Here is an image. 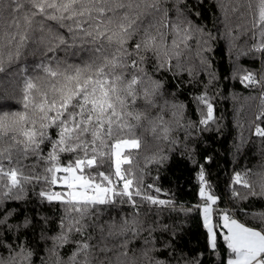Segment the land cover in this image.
I'll use <instances>...</instances> for the list:
<instances>
[{"label": "snow or ice", "instance_id": "6c2138e0", "mask_svg": "<svg viewBox=\"0 0 264 264\" xmlns=\"http://www.w3.org/2000/svg\"><path fill=\"white\" fill-rule=\"evenodd\" d=\"M202 3L203 0H196L190 6L187 0H172L171 4L168 0H0V11H10L12 23L18 30L5 32L0 37L3 41L0 43V73L22 81L25 109L24 112L0 111V141L8 129L28 120L30 104L39 111L41 121L39 128L33 120L32 127L23 130L25 140L22 146L13 141L6 148L0 147V264H33L35 255L18 235L21 229L34 227L33 218L25 216L22 221L13 223L19 210L9 208L7 204L25 200L29 185L34 190L39 184L54 186L57 183L65 185L67 191H50L42 187L35 193L41 204L58 203L62 208V215L56 223L57 231L51 235L47 232L50 218L39 214L36 217L45 229L40 239L46 244L50 242V247L45 248L46 257L40 258L41 264H137L136 258L128 254L129 236L135 238L145 229L140 218V204L135 198L177 211L172 201L143 193L139 182L130 178L135 176L130 167L122 170V165H131L130 155L124 150L141 147V140L135 132L141 127L144 114L133 111L138 100L143 98L145 104L155 106L156 96L162 95L160 89L163 85L148 77L142 65L147 63V53L151 52L157 61L156 70L166 67V61L161 62V56H169L163 29L177 35L186 34L193 27L191 17L200 15L193 9ZM170 11L174 12L175 19L169 17ZM38 17L41 18L38 29H34ZM21 19L22 32L19 31ZM48 21L57 25V32L48 28L51 40L42 53L44 59L30 64L23 53L30 32L38 30L41 33L39 42L44 44L45 22ZM253 28H259L261 37H264V0H258ZM196 30L203 33V28L197 27ZM141 34L139 41L134 39ZM208 35L211 39V34ZM172 44L178 47L175 39ZM61 51L63 60L57 55ZM254 51L264 52V41L256 45ZM69 56L78 57L81 63H68ZM168 70L171 71L170 66ZM34 72H42L53 81H62L59 87L56 83L51 84V98L48 92L38 89L31 74ZM240 80L241 83L247 82L248 87L259 84L264 88V76L258 80L252 72H246ZM144 84H151V88L143 87L141 97L139 89ZM34 91L39 94V103L35 102ZM7 99L0 93V107ZM196 99L207 108L206 116L200 120V124L206 125L213 119V106L206 93ZM172 108L179 110L183 105L173 104ZM257 119L264 121V111ZM50 129L56 130V139L49 134ZM156 131L157 126L153 125L152 132L155 134ZM162 132L163 138L168 139L170 129L164 127ZM255 135L264 137V127L260 124L255 125ZM45 143L50 145L47 157L41 154ZM14 148L24 159L32 155L38 162L44 161L48 165L44 174L35 172L36 165L29 174L25 173L24 167L13 166V163L20 164L19 159L13 162ZM61 154H72L76 158L61 165ZM166 159L152 157L157 163ZM207 159L210 162L211 158ZM106 162L109 166L107 173L97 171L94 176L84 175L85 169H98ZM6 163L8 167H5ZM61 171L64 175L58 177L57 173ZM246 176L237 172L232 177L231 199L237 202L250 198L264 201V176L260 177L257 186L249 183ZM198 177L200 195L206 197L203 210L208 246L215 250L217 241L208 225L210 209L207 202L214 204L218 197L205 191L207 182L203 166ZM235 185L246 191L242 193ZM123 204L135 209L130 218L121 215L119 220L110 217L101 221L103 209ZM238 210L257 221L260 227H248L225 211L223 220L227 233L223 239L229 255L221 264H264V211ZM168 229V225L162 228L163 231ZM155 230L149 227V236ZM172 235H176L175 231ZM144 243L154 244V241L146 239ZM169 247V243L164 245V248ZM65 248L71 249L66 259L61 255V249ZM149 251L159 249H146L143 255L148 257ZM149 264H171V261L152 259ZM177 264H180L179 260ZM183 264H193V261L183 259Z\"/></svg>", "mask_w": 264, "mask_h": 264}, {"label": "trees", "instance_id": "16d2710c", "mask_svg": "<svg viewBox=\"0 0 264 264\" xmlns=\"http://www.w3.org/2000/svg\"><path fill=\"white\" fill-rule=\"evenodd\" d=\"M168 3L171 4L172 0H168ZM187 3L191 6L196 0H187ZM257 5L258 0H203L200 6L193 9L200 15L191 17L193 27L186 34L177 35L169 29H163L169 53L168 58L161 56V62L166 61L164 69L157 71L155 55L147 53V63L142 66L145 67L148 77L163 85L160 89L162 95L156 96L155 106L145 104L143 98L138 100L133 111L144 114L140 122L141 127L135 132L141 140V147L124 150L130 155L131 165H122V170L130 167L135 173V176L130 178L139 182L143 193L172 201L177 211H172L167 206L150 205L140 197L135 198L140 204V218L144 221L145 229L135 238L129 236L131 242L128 254L136 258L137 264H149L152 259L168 260L171 264H177L178 260L183 264V259L192 260L193 264H196V261H199V264H221L229 255L223 239L226 233L221 225L225 211L248 226L260 227L257 221L238 209L243 208L249 213L264 211V201L250 198L237 202L232 200L230 195V189L233 187L232 177L235 173L247 174L246 178L254 186H257L260 177L264 176V137L255 135L256 124L264 127V121L257 119L259 113L264 111L262 103L264 88L259 84L248 87L247 82L241 83L240 80L246 72H252L258 80L264 76V52L254 51V47L264 41L260 29L253 28ZM169 17L175 19L174 12L170 11ZM40 19L38 17L37 22H34V29H38ZM12 21L10 11H0V37L5 32L18 31ZM20 22L19 31L22 32L24 31L22 19ZM49 27L54 33L57 32V25L54 22H45L44 44L39 42L41 33L38 30L30 32L27 47L23 49L28 63H39L44 59L42 53L51 40V36L47 34ZM197 27L203 28V33L197 31ZM141 36L142 34L134 39L139 41ZM173 39L176 40L178 47L173 46ZM0 43L3 41L0 40ZM51 55L50 53L49 56ZM57 55L64 59L62 51ZM67 62L81 63L78 57L71 56L67 58ZM169 66L171 71L168 70ZM31 74L38 89L48 92L49 98L51 84L56 83L59 87L62 83L51 80L42 72ZM22 86L19 78H11L7 73H0V93L8 98L4 101V106L0 107V111H25L22 103ZM143 87L151 88V84L140 86L141 97ZM205 93L213 106V119L202 125L200 120L206 116L207 108L196 98ZM33 95L36 97L35 102L39 103V94L34 91ZM173 104H182L183 108L174 109ZM173 112H176V115H173ZM27 116L28 120L25 123L5 132L0 147L6 148L13 141L22 146L25 140L22 132L32 127L33 120L39 128L40 113L31 104ZM153 125L157 126L155 134L152 132ZM164 127L170 129L168 139L163 138ZM49 134L53 139L57 138L55 129H50ZM49 150L50 145L45 143L41 154L47 157ZM12 156L13 162L20 160L19 165L13 163V166L24 167L26 174L32 173V166L36 165L35 172L43 175L44 168L48 166L44 161L38 162L32 155L24 159L15 148ZM162 156L167 159L161 163L152 160V157ZM209 157L210 162L207 159ZM75 158L76 156L72 154H61L60 164L66 165ZM8 166L6 163L5 167ZM201 166L204 168L207 182L204 185L206 193L218 197L214 204L207 202L210 219L214 221L216 227L215 250L208 246V232L204 226L202 207L206 206V197L200 195L201 181L198 177ZM112 170L114 171V168ZM97 171L107 173L108 163L98 169H85L84 175L94 176ZM63 175L62 171L57 173L58 177ZM149 185L152 187H148ZM42 187L50 191H67L62 183L54 186L39 184L34 190L33 186L29 185L25 200L7 204V207L19 210L13 223L22 221L25 216L33 218L34 227L21 229L18 233L19 240L24 241L27 247L35 252L33 264H41L40 258L47 255L45 248L50 247V242L46 244L40 239V234L45 229L36 219L37 215L50 218L47 227L49 235L57 231L56 223L62 215L60 204L39 202V197L35 193ZM235 187L242 193L246 191L240 185ZM157 188L160 189L159 192L156 191ZM181 208L184 210L181 211ZM134 211L135 209L128 204L108 207L103 209L100 219L104 221L115 217L119 220L121 215L130 218ZM164 225L169 226L168 231L162 230ZM149 227L156 229L151 236L147 231ZM173 231L176 233L174 237ZM146 239L154 241V244L146 245L144 243ZM166 243L171 244V247L164 248ZM153 247L159 251H149L148 257H145L144 250ZM70 250L61 249V255L66 259ZM169 253L173 255L169 256Z\"/></svg>", "mask_w": 264, "mask_h": 264}, {"label": "rangeland", "instance_id": "374dc122", "mask_svg": "<svg viewBox=\"0 0 264 264\" xmlns=\"http://www.w3.org/2000/svg\"><path fill=\"white\" fill-rule=\"evenodd\" d=\"M209 207V206H208ZM230 216V215H229ZM230 217H232V218H234V219H236L238 222H240V223H242L239 219H237L236 217H234V216H230ZM224 220H223V217H222V219H221V225L223 226V229L225 230V233H227V229L224 227ZM244 224V223H243ZM208 225H209V227H211L212 229H213V232L215 233V236H216V227H215V223H214V221L213 220H211V219H208ZM246 225V224H245ZM246 226H248V225H246ZM248 227H251V226H248ZM207 229V228H206Z\"/></svg>", "mask_w": 264, "mask_h": 264}, {"label": "built area", "instance_id": "2783aa9c", "mask_svg": "<svg viewBox=\"0 0 264 264\" xmlns=\"http://www.w3.org/2000/svg\"><path fill=\"white\" fill-rule=\"evenodd\" d=\"M204 207H202V212H203V214H204V216H205V213H204ZM208 219H210V213H208Z\"/></svg>", "mask_w": 264, "mask_h": 264}]
</instances>
